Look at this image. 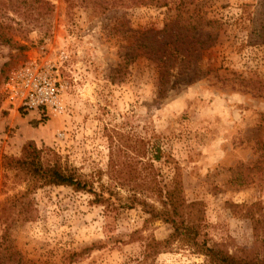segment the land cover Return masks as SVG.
I'll use <instances>...</instances> for the list:
<instances>
[{"label": "rangeland", "instance_id": "374dc122", "mask_svg": "<svg viewBox=\"0 0 264 264\" xmlns=\"http://www.w3.org/2000/svg\"><path fill=\"white\" fill-rule=\"evenodd\" d=\"M92 1L51 0L48 35L35 27L8 31V43L0 38V160L19 156L33 140L88 184L83 190L34 188L25 196L32 218L9 224L0 218V264L4 246L16 249L25 264H210L178 241L146 254L151 238L163 240L172 231L150 217L149 206L130 203L134 191L126 174L142 173L149 160L160 186L170 187L176 172L185 198L203 202L207 244L228 255L252 253L254 220L264 219V0L106 8ZM177 18L197 26L193 33L205 48L189 64L177 63L183 66L173 67L162 87L156 62L127 57L139 51L136 42L161 35L148 30ZM31 61L58 68L65 83L62 114L7 104L6 80ZM14 174L0 165V209L30 185ZM143 191L137 197L159 208ZM257 224L264 236V224Z\"/></svg>", "mask_w": 264, "mask_h": 264}, {"label": "trees", "instance_id": "16d2710c", "mask_svg": "<svg viewBox=\"0 0 264 264\" xmlns=\"http://www.w3.org/2000/svg\"><path fill=\"white\" fill-rule=\"evenodd\" d=\"M95 4L106 8L108 5L124 4H152L157 7L167 6L168 0H93ZM54 5L51 0H0V38L8 43L11 37L8 31L38 28L45 34L50 33L51 14ZM10 12L12 14H10ZM187 18H177L175 22L165 24L160 30H148L156 34H161L148 41L135 43L139 49L135 55L127 57V60L134 59L137 55H145L148 59L156 62L159 69V85L163 87L167 78L171 75L173 67L178 68L183 65L177 63L184 61L189 64L198 56L199 50L205 48L204 41L194 35L196 25L186 23ZM12 33V32H11ZM155 35V34H154ZM209 46L208 44L206 47ZM133 53V51H131ZM180 66V67H179ZM46 117V116H45ZM155 160H160V148L156 149ZM109 167L114 169L113 152L110 148ZM0 165L6 169L15 171V176L20 181L29 182L28 188L18 195L9 197L0 209V218L5 223L22 217L23 219L32 218V205L25 200V196L34 188L44 185H64L70 186L74 190L88 188L86 181L82 180L76 171L63 165L59 156L50 147H37L33 140L26 141L19 156L2 155ZM126 167L131 169L129 162ZM142 173L136 170L135 177L128 173L125 184L130 185L134 191L131 194V205L138 203L142 206H149L150 217L160 219L168 223L172 228L171 233L163 240L151 238L146 248V254L154 255L162 252L173 244L174 241L186 243L194 247L197 252L206 256L210 264H264V236L257 224H264V219L256 218L253 224L254 235L256 236V246L252 253L244 255H228L209 244L206 239H202L204 227V205L200 200L188 201L183 193V186L176 172L171 180L170 187L163 188L156 178V171L152 161L142 163ZM138 190L142 193L151 194L159 203L160 207L153 204L147 205L146 202L137 197ZM135 202V203H134ZM6 239V232L2 235ZM5 247V255L1 257V263L11 262L13 257L18 256L17 263L25 264L20 253L8 246ZM8 249V250H7Z\"/></svg>", "mask_w": 264, "mask_h": 264}, {"label": "built area", "instance_id": "2783aa9c", "mask_svg": "<svg viewBox=\"0 0 264 264\" xmlns=\"http://www.w3.org/2000/svg\"><path fill=\"white\" fill-rule=\"evenodd\" d=\"M65 83L51 62L31 61L13 71L5 82V100L15 109L59 115L65 111Z\"/></svg>", "mask_w": 264, "mask_h": 264}, {"label": "crops", "instance_id": "0c3cea01", "mask_svg": "<svg viewBox=\"0 0 264 264\" xmlns=\"http://www.w3.org/2000/svg\"><path fill=\"white\" fill-rule=\"evenodd\" d=\"M21 137V136H20ZM26 137H21V140H25ZM31 138V137H30Z\"/></svg>", "mask_w": 264, "mask_h": 264}]
</instances>
